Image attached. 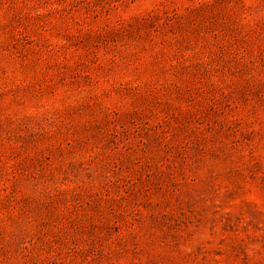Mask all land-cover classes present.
I'll list each match as a JSON object with an SVG mask.
<instances>
[{
  "label": "rangeland",
  "instance_id": "374dc122",
  "mask_svg": "<svg viewBox=\"0 0 264 264\" xmlns=\"http://www.w3.org/2000/svg\"><path fill=\"white\" fill-rule=\"evenodd\" d=\"M0 264H264V0H0Z\"/></svg>",
  "mask_w": 264,
  "mask_h": 264
}]
</instances>
